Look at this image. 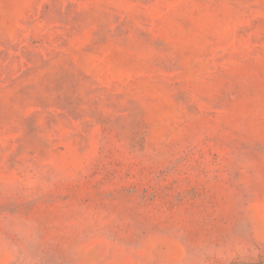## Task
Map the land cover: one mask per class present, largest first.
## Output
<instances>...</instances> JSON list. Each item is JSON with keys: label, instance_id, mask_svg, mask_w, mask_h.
Here are the masks:
<instances>
[{"label": "rangeland", "instance_id": "1", "mask_svg": "<svg viewBox=\"0 0 264 264\" xmlns=\"http://www.w3.org/2000/svg\"><path fill=\"white\" fill-rule=\"evenodd\" d=\"M0 264H264V0H0Z\"/></svg>", "mask_w": 264, "mask_h": 264}]
</instances>
